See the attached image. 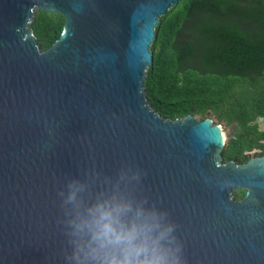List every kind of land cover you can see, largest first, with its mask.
I'll list each match as a JSON object with an SVG mask.
<instances>
[{"label": "water", "instance_id": "95a60500", "mask_svg": "<svg viewBox=\"0 0 264 264\" xmlns=\"http://www.w3.org/2000/svg\"><path fill=\"white\" fill-rule=\"evenodd\" d=\"M179 1L0 0V264H63L57 190L127 161L179 225L189 264H264V154L223 162L221 126L146 99L156 26ZM37 9L64 17L44 50Z\"/></svg>", "mask_w": 264, "mask_h": 264}, {"label": "trees", "instance_id": "16d2710c", "mask_svg": "<svg viewBox=\"0 0 264 264\" xmlns=\"http://www.w3.org/2000/svg\"><path fill=\"white\" fill-rule=\"evenodd\" d=\"M41 49L59 38L64 17L35 11ZM146 99L168 119L213 117L231 129L221 158L246 163L264 154V0H180L161 16ZM245 190H234L241 199Z\"/></svg>", "mask_w": 264, "mask_h": 264}, {"label": "clouds", "instance_id": "9594fccd", "mask_svg": "<svg viewBox=\"0 0 264 264\" xmlns=\"http://www.w3.org/2000/svg\"><path fill=\"white\" fill-rule=\"evenodd\" d=\"M146 178L127 161L65 179L56 192L63 264H189L179 225L147 193Z\"/></svg>", "mask_w": 264, "mask_h": 264}, {"label": "rangeland", "instance_id": "374dc122", "mask_svg": "<svg viewBox=\"0 0 264 264\" xmlns=\"http://www.w3.org/2000/svg\"><path fill=\"white\" fill-rule=\"evenodd\" d=\"M198 119H200L198 116H196ZM210 119H212V121L215 123V120L213 117H210ZM257 123H258V127L259 129L261 130H264V119L262 118H257ZM219 126H221V129L223 131V134H224V137H225V140L227 138V135L230 133L231 129L229 127H225L222 123H219L218 124Z\"/></svg>", "mask_w": 264, "mask_h": 264}]
</instances>
